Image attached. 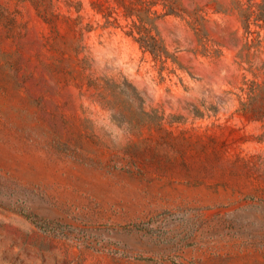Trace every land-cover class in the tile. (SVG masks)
I'll list each match as a JSON object with an SVG mask.
<instances>
[{"label": "rangeland", "instance_id": "rangeland-1", "mask_svg": "<svg viewBox=\"0 0 264 264\" xmlns=\"http://www.w3.org/2000/svg\"><path fill=\"white\" fill-rule=\"evenodd\" d=\"M0 264H264V0H0Z\"/></svg>", "mask_w": 264, "mask_h": 264}, {"label": "trees", "instance_id": "trees-1", "mask_svg": "<svg viewBox=\"0 0 264 264\" xmlns=\"http://www.w3.org/2000/svg\"><path fill=\"white\" fill-rule=\"evenodd\" d=\"M165 15L166 14L162 15V17ZM139 17L140 23L138 21H134L133 24H131L130 31L128 32V34L134 37V39L140 43L141 47L145 51L151 52L155 59L165 62V57H168L169 55L168 52L165 50V48H161V46L157 45L155 38L148 37V35H146L145 31L143 30L145 22L153 23L154 20L149 18L148 16ZM136 32L140 35L139 37L135 35ZM28 218L41 229L45 231L50 229L51 222L42 220L38 216H28Z\"/></svg>", "mask_w": 264, "mask_h": 264}]
</instances>
